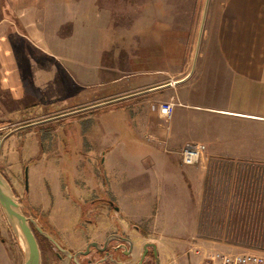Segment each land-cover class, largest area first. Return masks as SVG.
Returning <instances> with one entry per match:
<instances>
[{
  "label": "crops",
  "instance_id": "obj_1",
  "mask_svg": "<svg viewBox=\"0 0 264 264\" xmlns=\"http://www.w3.org/2000/svg\"><path fill=\"white\" fill-rule=\"evenodd\" d=\"M197 1L153 0L154 18L131 20L115 0H0V122L121 100L151 153L152 143L163 146L181 166L185 143L203 144L206 152L199 163L184 166L185 176L164 174L155 190L142 181L134 194L109 181L112 195L126 203L119 213L136 220L127 198L141 211L155 204L156 234L189 235L195 245L219 251H264V231L252 230L251 220L264 218V208L250 210L263 206L264 196L244 194L264 186V0H211L200 19L199 49L191 50L200 38ZM163 6L170 17H163ZM170 81L178 88L171 89ZM171 98L175 107L164 121L151 106ZM6 139L1 148L12 136ZM253 166L261 167L258 177L245 172ZM215 169L222 171L224 187L235 186L233 194L207 193ZM52 170L47 176L57 193L61 172ZM165 184L178 195L186 186L195 206H180L178 197L174 206H161ZM212 201L220 203L218 216L206 214Z\"/></svg>",
  "mask_w": 264,
  "mask_h": 264
},
{
  "label": "rangeland",
  "instance_id": "obj_2",
  "mask_svg": "<svg viewBox=\"0 0 264 264\" xmlns=\"http://www.w3.org/2000/svg\"><path fill=\"white\" fill-rule=\"evenodd\" d=\"M166 1L169 2L170 0H163V4ZM210 1H197L198 14L196 18L198 22L200 19L204 21ZM115 2L116 4L114 3V5L121 12H123L122 7H124V16L128 19L133 20L146 16L149 19L154 18L155 6L153 0H115ZM115 6L114 9L117 11ZM168 10H170L168 6H163L164 18L170 17L167 13ZM202 20L200 21L202 29L200 27L199 41L197 39L196 44L194 41L191 43V50L194 48L195 50L199 49L203 34L204 23ZM173 88L177 89L178 86L175 85L171 89ZM141 91L144 90H139L138 92ZM133 93L135 92L129 94L132 95ZM172 100L171 98L165 102ZM105 101L100 102L104 103ZM122 102L118 100L115 102L116 104H103L96 107L92 106L95 104L93 102H83L77 108H71L70 105L59 107L58 110L51 112L45 117L32 116L31 118H27L31 120L24 122H17L16 119H13L10 122L3 123V125L7 126L8 130L3 134V137L12 132L9 135L10 137L12 136V139L8 141L6 146L4 145L5 147L3 146L0 149V172L10 183L22 211L27 217L32 218L34 221L37 220L44 225H46V222L51 221L55 227L66 228L68 231L73 222V214L69 210L67 197L70 193L69 184L73 183L71 181L73 178L77 180V184L84 185L82 190L90 188V179H96L100 184L110 181L111 185L112 183L116 184L118 188L122 184V190L127 192L133 191L135 194V190L138 189L142 181L147 182L155 190L157 189V183L164 174L174 180L177 179L178 175H186L185 170L188 167L185 168L183 165H179L178 155L164 152L167 149L164 150L163 146H158L155 143H152L154 145L152 147H155V149L151 153L149 141L141 140L137 136L128 118L130 111L125 110L120 105ZM41 121L43 125L40 128L33 126V124ZM23 126H25L24 129L13 132L14 129L22 128ZM43 127L46 128V133L43 132ZM110 159H113L111 163H109ZM163 162L164 165H162ZM50 168L54 172H57L58 169L61 172L60 189L57 190V193H54V190L51 188V182L47 176ZM25 170L27 176L26 189ZM215 170L210 174V180L212 181L208 185L209 189L207 193L214 194L216 198L222 191L233 194L235 186L224 187L221 179L225 177L220 176L222 171ZM260 171L261 167L257 166H253L249 170L245 169V172L249 176L253 175L254 177H258L257 175H260ZM66 177L69 179H66ZM260 185L244 194L250 196L252 199L256 198V196H264V186ZM163 187L162 190L165 194L163 195L164 200L160 203L161 206H169V208L174 206L177 197L179 198L180 206L187 208L195 206L194 200L188 198L186 195L188 191L186 186L182 187L183 190H180V195L173 193L174 188L170 184H165ZM177 189L179 188L177 187ZM137 194L139 195L140 193L137 192ZM24 195L26 199H24ZM149 196L154 195L151 193ZM121 197L117 199L114 196L111 197L115 200L120 211L124 205L126 206V203L123 201L124 198L122 199ZM126 201L128 202L127 205H130L132 213H135L136 220L139 218L145 219L143 221L132 220V223L139 225L145 231V238L157 246L160 264H202L204 256L209 253L248 252L219 251L209 247L205 248L195 245L196 239L187 238L189 235L185 238H172L170 235L156 234L153 232L152 226V218L156 212L155 204L152 211H149V209L148 211H141L134 199L127 198ZM219 205L220 203L212 201L211 206L208 208L209 213L207 212L206 214L218 216L217 210L219 209ZM256 205L258 207L250 209L253 211V214L257 213V211L259 213L263 211L264 204L263 206L262 204ZM206 207H208V204H206ZM121 214L122 212L118 213L116 215L117 218H124ZM0 216H2L0 219V264H22L23 254L20 245L11 233L1 210ZM258 218L251 219L254 225L252 230L262 233L264 231V218ZM212 221L216 222L217 219ZM241 222H243V225L246 223V220H241ZM245 227H241L240 231H244ZM207 229L210 233L217 231V227ZM38 246L41 259H43L44 250L41 245ZM250 253H259L264 256V251H251Z\"/></svg>",
  "mask_w": 264,
  "mask_h": 264
},
{
  "label": "flooded vegetation",
  "instance_id": "obj_3",
  "mask_svg": "<svg viewBox=\"0 0 264 264\" xmlns=\"http://www.w3.org/2000/svg\"><path fill=\"white\" fill-rule=\"evenodd\" d=\"M36 124L40 128L43 122ZM90 180V188L82 190L84 185L71 179L67 198L73 222L68 231L51 221L46 225L35 221L61 249L34 231L44 250L41 264H160L157 246L145 238V231L128 219L117 218L119 207L111 198L108 181Z\"/></svg>",
  "mask_w": 264,
  "mask_h": 264
},
{
  "label": "water",
  "instance_id": "obj_4",
  "mask_svg": "<svg viewBox=\"0 0 264 264\" xmlns=\"http://www.w3.org/2000/svg\"><path fill=\"white\" fill-rule=\"evenodd\" d=\"M19 129H21V127L14 129L13 132H16ZM11 133L12 132H9L0 140V149L4 140ZM24 179L26 189V170L24 171ZM0 210L11 230V233L20 245L23 254L22 264H41V253L34 231L61 250L54 240L48 234L43 232L32 218L27 217L23 213L21 205L15 196L10 183L4 177L2 172H0Z\"/></svg>",
  "mask_w": 264,
  "mask_h": 264
},
{
  "label": "built area",
  "instance_id": "obj_5",
  "mask_svg": "<svg viewBox=\"0 0 264 264\" xmlns=\"http://www.w3.org/2000/svg\"><path fill=\"white\" fill-rule=\"evenodd\" d=\"M176 81H170L169 86L174 87ZM175 104L172 101L161 102L152 106L159 117L167 121L174 110ZM5 127H0V134ZM206 148L203 144L189 142L180 149V161L183 166H192L199 163L205 157ZM202 264H264V256L259 253H222L213 252L204 256Z\"/></svg>",
  "mask_w": 264,
  "mask_h": 264
},
{
  "label": "trees",
  "instance_id": "obj_6",
  "mask_svg": "<svg viewBox=\"0 0 264 264\" xmlns=\"http://www.w3.org/2000/svg\"><path fill=\"white\" fill-rule=\"evenodd\" d=\"M0 126H3V122L2 123H0ZM8 130H5L3 133H2V136H3V134L5 133V132H7ZM25 196V195H24ZM24 199H26V197H24Z\"/></svg>",
  "mask_w": 264,
  "mask_h": 264
}]
</instances>
